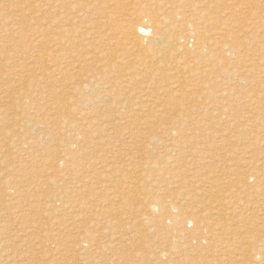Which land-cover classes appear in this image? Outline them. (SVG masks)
<instances>
[{
	"label": "bare ground",
	"instance_id": "6f19581e",
	"mask_svg": "<svg viewBox=\"0 0 264 264\" xmlns=\"http://www.w3.org/2000/svg\"><path fill=\"white\" fill-rule=\"evenodd\" d=\"M38 2L44 11H49L52 17L55 16V20H51L49 25L52 37L47 41L40 40L44 46L49 44L54 48L51 53L54 55L48 54L47 51L40 54L41 79L46 81L47 78L55 77V74L61 75L58 78L71 76L78 79L79 86L76 87L75 93L66 98L61 106L82 114H87L90 109L100 111L99 120L77 124V145L94 144L96 130H100L101 134L97 135V145L115 147L122 140H130L136 150V160L143 164L141 171L139 170L140 175L134 178L133 186L137 190L142 177L153 169L158 168L160 174L179 182L182 175L174 172L175 170L185 168L191 163H201L206 165V170L211 175L221 174L217 176L216 181L204 179L198 189H213L223 185L231 198L233 192H240L238 195H242L252 191L248 197L258 201L253 204L238 201L242 196L234 198L236 202L229 201L222 194L212 192L208 196L203 190L195 189L182 195L183 199L186 200L191 194L206 197L212 209L198 207L196 210H187L170 201V188L164 190L163 186L158 187L154 192V199L142 213V219L160 223L156 224L157 227L161 231H167L160 248L165 249V255L170 258L169 263H173V260L175 264H194L195 260L199 262L197 264H237L241 259L247 264H250L251 260L256 264L264 261V240L257 239L255 234L249 232L236 238L227 227L228 224L224 228V225L221 226L225 217L237 210L242 211L241 217L243 214L247 217L264 212V171L260 174H247L242 181H231L222 177L224 172L220 169L222 167L230 171L229 173L237 170L229 164L232 161L230 156L234 155L238 161L243 158L252 159L253 164L250 167L253 171L264 168V165L259 163L264 156L256 154L255 147L258 142L264 145V91H261L264 90V33L257 31L253 41L245 44L240 38L249 32L245 29L246 23L244 26L236 25L235 20L236 23L232 22L234 18H230L226 13L215 21L208 11L199 10V4L194 0H166L151 2L144 10L148 18H136L137 21L128 25L129 27L121 32L119 41L115 42L109 38L111 34L105 33L112 17L104 19L97 15L93 20L92 15L97 10L93 0ZM203 3L207 4L208 0ZM256 12L253 10L251 16L258 15ZM260 21L263 26L264 21L258 19V22ZM110 50L112 52H109ZM109 55L113 61L110 68L101 61ZM91 62L96 64L92 66ZM52 66H55L54 70ZM257 78L263 80L261 92L246 93L245 89L256 87ZM170 92H180L181 96L188 95L186 102L180 104L178 97L170 96ZM76 93H90L92 98L72 99ZM19 95L26 97L27 92H19ZM211 96L219 99L210 103L217 117L218 130L209 132V124L205 123L214 117L201 114L202 107L199 102ZM167 97L170 100L165 102ZM5 98L6 96L0 97V102L5 104ZM242 100L244 101L241 103ZM242 106L246 112L238 115ZM162 112H169L174 116L163 122L161 127L152 126ZM105 113L109 115L104 116ZM204 124L200 135L198 130H201ZM83 133L86 136H83ZM200 136L212 142L213 150L219 148L213 156L204 151ZM224 137L227 139L223 140ZM217 140L222 142L216 145L214 141ZM234 144L244 147L232 153L221 152L224 146ZM104 158L112 159L111 156ZM245 166L244 163L242 168ZM220 177L222 178L219 179ZM183 182L192 183L190 180ZM174 186L171 184L169 187L174 189ZM101 214L104 218L99 220L97 225L103 226L104 231L100 236L101 239L109 238V243L105 245L100 241L98 244L90 242V249L86 247L98 258L95 261L98 264L101 262L99 256L117 244H114V240L121 241L123 237L109 233L114 224L113 213L105 210ZM214 215H218L222 223L216 224L217 228L214 229L204 226L205 231L195 235L203 220ZM8 221L4 224L0 218V231L5 232L12 226L13 222ZM224 230L227 232L222 233ZM85 235L83 241L87 243L89 240L97 241L99 237L91 233ZM134 235L136 234L131 233L129 237ZM14 236L19 237L18 234ZM2 239L0 234V243L4 241ZM201 240H215V244L210 245L211 251L204 253L208 256L215 255L214 260L201 262L203 254L196 249ZM251 242L260 244L251 248L248 245ZM237 243L240 244V249H235Z\"/></svg>",
	"mask_w": 264,
	"mask_h": 264
},
{
	"label": "rangeland",
	"instance_id": "374dc122",
	"mask_svg": "<svg viewBox=\"0 0 264 264\" xmlns=\"http://www.w3.org/2000/svg\"><path fill=\"white\" fill-rule=\"evenodd\" d=\"M93 1L97 10L92 18L97 15L104 19L112 17L109 21V29L105 30V33L111 34L109 38L117 42L121 32L127 29L128 25L136 22V18L141 20L148 18L144 10L151 2L166 0ZM203 1L194 0L200 6L198 9L208 11L207 13H210L215 21L226 13L230 18H234L232 22L236 21L238 23L235 22L236 25L244 26L246 23L245 29L249 32L241 36V42L245 44L252 42L257 31L264 33V25L261 26L262 22H258V19L264 21V0H208L207 4ZM210 6L218 8L211 9ZM253 10L257 11L258 15L251 16ZM233 15L235 17H232ZM51 20H55V16L52 17L49 11H44L39 6L38 0H0V97L6 96L7 99L5 104L0 102V218L4 224L10 219L13 222L7 231H0L4 240L0 243V264H98L95 263L98 258L87 248L90 247L88 245L90 242L98 244L100 241L105 245L109 243V238L101 239L103 226L97 225L99 220H103L101 213L105 210L111 211L114 218L109 233L123 237L121 241L114 240V244H117L99 256L101 260L99 264H175L173 259V263H169L170 258L165 255V249L160 248L162 238L167 235V231H161L157 227L160 223L144 221L142 213L154 199V192L160 186H163L164 190L170 188L169 199L177 206L180 205L187 210H196L198 207L212 209L206 197L191 194L185 200L182 195L200 188L204 179L216 181L221 173L211 175L207 172L206 165L191 163L185 168L174 171L182 175L177 182L160 174L157 168L142 177L137 190L133 186L134 178L141 173L143 164L136 160V150L130 140H122L115 147L97 145V135L101 134L100 130H96L94 144L77 145L75 143L79 132L77 124L99 120L100 111L90 109L87 114H82L61 106L66 98L75 93L76 87L79 86L78 79L71 76L58 78L61 76L59 74L47 78L46 81L41 79L40 54L44 51L51 54L54 50L53 46L49 44L44 46L40 41H47L52 37L49 28ZM263 41L264 37L262 43ZM101 61L108 68L113 65L110 55ZM95 64L91 62L92 66ZM54 69L55 66H52V70ZM256 82L255 88H247L245 92L264 91H260L263 80L257 78ZM23 91L27 92L26 97L19 95V92ZM169 95L178 97L180 104H184L188 96H181L180 92L173 94L170 92ZM76 98L85 100L92 98V95L76 93L72 99ZM169 100V97L164 99L165 102ZM216 100L219 101L217 97L211 96L199 102L202 107L201 114L214 117L205 123L209 124V132L218 130L215 111L210 107V103ZM244 112L246 110L242 106L238 115ZM107 115L109 113L104 114ZM172 116L174 115L169 112H162L152 126L161 127L163 122ZM205 124L201 130H198L199 134L202 133ZM82 135L86 136L85 133ZM200 139L204 151L210 155L213 156L219 150V148L213 150L212 142L204 136H200ZM226 139L224 137L223 140ZM214 142L217 145L222 141ZM87 146L90 148L88 149ZM242 147L244 146L227 145L221 152L232 153ZM255 147L256 154L264 156V145L258 142ZM110 156L111 160L104 158ZM229 159L232 160L229 162L230 166L236 167L237 170L229 173L230 171L222 167L220 169L224 172L222 177H227L231 181L235 179L242 181L247 174L253 172L260 174L264 171V168L253 171L250 167L253 164L252 159L243 158L242 161H238L235 155L230 156ZM244 163L246 166L242 168ZM259 163L264 165V159ZM184 180H190L192 183H185ZM171 184L175 185L174 189L169 187ZM199 190H203L208 196L212 192L222 194L229 201L236 202L234 198L242 196L238 201L250 204L258 202L255 198L248 197L253 193L252 191L242 195H238L240 192H233L231 198L223 185ZM58 211H61L60 215ZM241 214L242 211L238 210L229 213L228 217H225L224 224H221L218 215L205 218L195 235L203 233L204 226L214 229L217 228L216 224L224 225L222 228L228 224L227 227L232 230L231 233L236 238L243 237L249 232L255 234L257 239L264 240V212L247 217L245 214L241 217ZM126 231L130 235L131 233L136 235L129 237ZM225 232L227 231H222ZM86 233L97 237L99 235L98 240H89L88 243L83 241ZM16 234L19 239L15 238ZM213 244L215 240L200 241L196 249L203 254L201 262L207 263L216 258L215 255L204 254ZM259 244L260 242L258 244L251 242L248 245L255 248ZM235 249H240L239 243L236 244ZM193 263L199 262L195 260ZM237 264L247 263L241 259ZM250 264L256 263L251 260ZM257 264H264V261Z\"/></svg>",
	"mask_w": 264,
	"mask_h": 264
}]
</instances>
